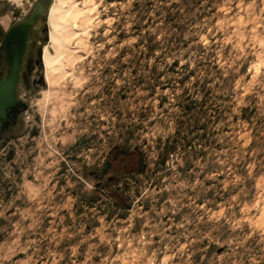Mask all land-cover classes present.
<instances>
[{"label": "rangeland", "instance_id": "374dc122", "mask_svg": "<svg viewBox=\"0 0 264 264\" xmlns=\"http://www.w3.org/2000/svg\"><path fill=\"white\" fill-rule=\"evenodd\" d=\"M33 39L0 264H264V0H53Z\"/></svg>", "mask_w": 264, "mask_h": 264}, {"label": "water", "instance_id": "95a60500", "mask_svg": "<svg viewBox=\"0 0 264 264\" xmlns=\"http://www.w3.org/2000/svg\"><path fill=\"white\" fill-rule=\"evenodd\" d=\"M53 0H38L30 15L13 25L4 40L3 49L7 54L8 76L0 80V126L7 111L17 102V88L20 82L22 63L26 56L30 35L41 17H48ZM43 60V58H42Z\"/></svg>", "mask_w": 264, "mask_h": 264}, {"label": "flooded vegetation", "instance_id": "af4514ba", "mask_svg": "<svg viewBox=\"0 0 264 264\" xmlns=\"http://www.w3.org/2000/svg\"><path fill=\"white\" fill-rule=\"evenodd\" d=\"M43 18L44 17H41L39 22ZM36 27L37 25L31 32L30 44L28 45L26 56L22 63L20 72V82L17 88V102L15 103V105L8 109L6 118L2 119V124L0 126V147L1 144L7 142L6 140L9 138V135H12L13 131L18 127L22 112L27 107V103L22 98L21 92L23 90L31 92L33 89L37 88L41 83L40 77L37 79V76L35 75L38 69L42 66L43 57L41 49L38 46V42L34 41L33 39ZM7 34L8 32L4 35L0 44V80L5 79L9 73V66L6 58L7 54L6 51L3 49V43Z\"/></svg>", "mask_w": 264, "mask_h": 264}, {"label": "trees", "instance_id": "16d2710c", "mask_svg": "<svg viewBox=\"0 0 264 264\" xmlns=\"http://www.w3.org/2000/svg\"><path fill=\"white\" fill-rule=\"evenodd\" d=\"M138 168V167H137ZM134 171L137 170L135 167L132 168Z\"/></svg>", "mask_w": 264, "mask_h": 264}, {"label": "bare ground", "instance_id": "6f19581e", "mask_svg": "<svg viewBox=\"0 0 264 264\" xmlns=\"http://www.w3.org/2000/svg\"><path fill=\"white\" fill-rule=\"evenodd\" d=\"M51 16H52V14H51ZM45 64H46V58H45Z\"/></svg>", "mask_w": 264, "mask_h": 264}]
</instances>
